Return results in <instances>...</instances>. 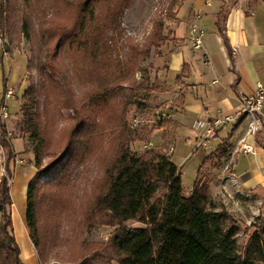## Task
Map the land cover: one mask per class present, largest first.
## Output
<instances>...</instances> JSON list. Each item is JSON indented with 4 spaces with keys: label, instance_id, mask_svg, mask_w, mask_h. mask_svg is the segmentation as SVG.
<instances>
[{
    "label": "trees",
    "instance_id": "obj_1",
    "mask_svg": "<svg viewBox=\"0 0 264 264\" xmlns=\"http://www.w3.org/2000/svg\"><path fill=\"white\" fill-rule=\"evenodd\" d=\"M183 1L171 0L169 9ZM132 2L4 0L0 4L1 26L10 32L21 14L23 35L30 42L38 36L46 52L41 80L24 91L20 109V129L32 140L38 169L28 184L26 222L39 260L44 264L57 250V257L75 262L91 248L80 240L83 228L107 224L116 227L109 242L78 264H264V215L245 227L246 233L253 230L241 247L239 221L225 209L216 210L210 179L202 171L210 156L227 161L231 148L227 141L203 159L189 195L183 172L169 154L155 148L141 154L131 149L141 129L128 125V112L134 105L140 109L147 105L134 101V92L143 88L136 84L135 71L123 72L129 80L127 90L122 87V72L114 73L108 34L118 30ZM226 13L224 5L217 15L216 25L223 35ZM161 29L156 22L139 52L142 59L165 40ZM62 51L75 62L89 60V78L98 88L78 94L74 75L59 56ZM65 110H73L74 115H64ZM62 120L66 125L58 128ZM161 120L159 128L165 122ZM1 140L3 149L11 148L6 130ZM8 155V176L0 178V264H26L13 225L10 174L14 163ZM47 155L54 158L55 173L44 182L42 166ZM79 168L90 174L81 193ZM160 189L165 190L162 198L153 201ZM79 214L82 218L77 220ZM129 221L143 226H128ZM65 242L78 245L66 257L58 250Z\"/></svg>",
    "mask_w": 264,
    "mask_h": 264
},
{
    "label": "rangeland",
    "instance_id": "obj_2",
    "mask_svg": "<svg viewBox=\"0 0 264 264\" xmlns=\"http://www.w3.org/2000/svg\"><path fill=\"white\" fill-rule=\"evenodd\" d=\"M3 1L4 0H0V4H2ZM240 1L241 0H229L226 2V7L237 4ZM243 1L253 2L256 0ZM170 4L171 0H133L131 5L124 10L118 30L108 34L110 43L113 47L111 55L114 73L119 75L121 71L122 74L123 72L125 74L126 68L131 70V72L135 71L133 76L136 80V84L143 86V88L134 92V101L145 103L147 107L140 109L137 108L138 105H134L132 109H130L127 115L128 125L130 124V126L131 123H134L135 116L145 114L146 117L150 118L154 110L166 108L165 97L162 95L165 86L160 76L159 58L161 54H163L164 45L172 40V28L177 19L176 14L179 9V5H177L173 10H170ZM20 17L21 14L14 22L10 32H7V26H1L0 24V178L5 175L8 176L6 168L10 161L8 155L10 153V155L13 156V158H11V163H14L10 174V181L13 184L11 193L14 200L12 206L14 213L12 210V215L16 226L15 234L23 250V245H28L29 247L27 238L29 229L25 215L27 207L25 191L28 183L34 177L33 173L35 172L36 174L38 169L34 165L35 155L32 152V140L28 134L23 133L20 129L23 119L20 109L24 91L30 86L38 85L41 80L43 70L46 66V52L40 44L38 36L35 37L34 41L30 42L23 35ZM156 22L162 24V29L160 31L165 37V40L158 41L157 45L151 47L149 56L142 59L139 52L143 48L142 46L149 33L153 30ZM59 56L65 60L69 71L73 73L72 75H74L75 78V89L79 95H81L83 91L92 92L93 89L98 88L99 84L92 82L89 78V72L92 71V66L88 59L83 58L75 62L65 51H62ZM124 74L122 76V87L127 90V87L130 85L129 80L126 79ZM10 90L12 91L11 95H9ZM63 113L66 116L68 114L74 115L73 110H65ZM161 121L162 120H158V123L152 128H142L141 131L137 133L136 140L130 144L131 149L135 153L141 154L147 150L143 145L148 141L152 142L151 149L155 148L163 151V148L173 146L174 151L170 157L180 164L179 168L180 171L183 172L185 193L189 195L197 177L202 155L204 156L203 159L207 157L211 153L212 148L209 146H200V143L197 145L196 137L186 138L183 137L182 133H180V135L178 134L176 139H173L171 145L167 144V142L161 144V142L156 140L153 142L152 140L155 136L153 132L155 128H159V123H161ZM64 125H66V123L62 120L58 123V128H62ZM3 130L7 131V138L11 143V148L3 149L2 147L3 144L1 139L3 137ZM51 135L52 137L56 136L55 130H51ZM172 136L175 137L173 132L168 130L165 132L164 139H171ZM197 148L199 149L196 150ZM53 159L52 156L48 155L43 158L41 179L44 182L50 180L55 173V169L51 166ZM226 163V160L221 162L215 157L210 156L202 169L204 176L210 179V182L217 187L220 185L219 178L224 174L223 168H225ZM77 173H80L77 180V187L79 193H81L84 186L88 184L87 177H89L90 174L83 168H79ZM14 189L16 193L13 192ZM164 192L165 190L163 189L158 190L153 201L161 199ZM214 199L215 203L222 204L220 193L217 192ZM79 206L80 204L77 205V210H79L80 213L81 208H79ZM230 213L239 221L240 233L238 235V240L241 247H243L248 240L250 232L253 230L251 227L250 232L246 233L245 227L251 226L255 223L259 215L264 214L260 212L259 215H255V218L250 224H247L245 220L240 218L239 212L231 211ZM15 214H17V218ZM81 218L82 215L79 214L77 220ZM21 224L26 228L24 238H20L18 235ZM126 224L128 226H143V223L138 221H129ZM66 229L67 228H65L66 233L63 235L64 237L67 236L68 231ZM115 230L116 227L107 224H97L90 229L83 228L80 240L84 242L87 249L91 247L87 253L77 258L75 262H68L65 261L64 258H59L61 256L57 257V250H52L48 259L43 263L78 264L82 259L90 257L102 250V245H106L109 242ZM30 247L37 256L38 264H42L38 254H36L37 252H35L33 244H31ZM77 247L78 245L71 246L68 242H65L63 247H59L58 250L66 257Z\"/></svg>",
    "mask_w": 264,
    "mask_h": 264
},
{
    "label": "crops",
    "instance_id": "obj_3",
    "mask_svg": "<svg viewBox=\"0 0 264 264\" xmlns=\"http://www.w3.org/2000/svg\"><path fill=\"white\" fill-rule=\"evenodd\" d=\"M228 1L184 0L179 6L172 40L164 45L159 58L160 76L165 86L162 95L166 102V108L160 109L168 116L163 118L162 127L155 128L153 142L156 140L171 145L173 139L182 133L186 138L196 137L199 145L202 135L197 127L199 121H213L237 114L242 95L253 92L257 82L264 83V0H241L227 7L223 35L216 25L217 15ZM196 12L200 14L197 19ZM194 22L205 30L203 47L198 50L193 48L188 36L189 27ZM233 126L220 127L217 137L210 140L212 150L223 141L231 145L224 174L219 178V187L211 182L212 200L217 211L239 212L240 218L250 224L257 211L264 214V144L261 143L264 128L259 142L246 133L245 119L240 118ZM168 130L175 137L164 139ZM242 139L254 144L253 153H243ZM172 161L180 167L173 158ZM233 178L237 179V184H234ZM27 189L28 186L26 199ZM242 190L250 198L242 196ZM217 192L223 205L214 202ZM13 225L16 231L14 220ZM20 227L25 226L21 224ZM18 235L24 238L25 232L20 230ZM27 238L29 247L23 245L22 250L16 236L22 258L26 264H38L37 256L30 247L29 232Z\"/></svg>",
    "mask_w": 264,
    "mask_h": 264
},
{
    "label": "built area",
    "instance_id": "obj_4",
    "mask_svg": "<svg viewBox=\"0 0 264 264\" xmlns=\"http://www.w3.org/2000/svg\"><path fill=\"white\" fill-rule=\"evenodd\" d=\"M200 14L196 12V19L199 18ZM188 36L191 41V44L194 49L198 50L203 47L205 30H203L196 22L190 25ZM12 94V91H9V95ZM264 83L257 82L255 84L254 90L251 93L243 94L241 97V106L237 114L228 115L214 119L213 121H199L197 127L201 130V141L200 146H209L210 140L214 138L220 127L226 125L232 126L234 128V123H236L240 118H243L247 121V130L246 133L252 136L254 139H257V135L264 128ZM167 113L161 111V109H156L152 113V117H146L145 114L137 115L134 117V123H131L132 129H142L145 127H154L158 120L166 118ZM152 142L144 143L143 147L151 149ZM255 150L254 144L246 143L245 139H242V151L245 154L253 153ZM163 151L166 153H172L174 147L170 146L168 148H163ZM234 184H237V179H232ZM242 196L249 197L250 195L247 192L242 190ZM257 214H260V211H257ZM256 214V215H257Z\"/></svg>",
    "mask_w": 264,
    "mask_h": 264
},
{
    "label": "bare ground",
    "instance_id": "obj_5",
    "mask_svg": "<svg viewBox=\"0 0 264 264\" xmlns=\"http://www.w3.org/2000/svg\"><path fill=\"white\" fill-rule=\"evenodd\" d=\"M14 192H15V190H14ZM15 216H16V218H17V214H16ZM20 230H23L24 232L26 231V230H25V227H22V228L20 227ZM20 230H18V232H20ZM21 232H22V231H21ZM19 236H20V235H19ZM26 254H27V253H26Z\"/></svg>",
    "mask_w": 264,
    "mask_h": 264
}]
</instances>
